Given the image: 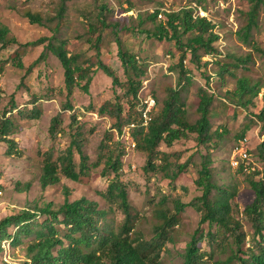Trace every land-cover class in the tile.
<instances>
[{
	"label": "rangeland",
	"instance_id": "obj_1",
	"mask_svg": "<svg viewBox=\"0 0 264 264\" xmlns=\"http://www.w3.org/2000/svg\"><path fill=\"white\" fill-rule=\"evenodd\" d=\"M62 4L63 0H0V27L8 29L10 37L19 43L8 47L0 44V117L6 113L10 118L9 138L16 142L10 151L7 143H0V220L25 208H39L51 203L57 209L66 199L73 202L86 198L105 210L104 223L118 230L124 214L117 203L104 200L100 193L106 191L114 177L113 172L105 167L107 157H115L123 151L119 174L127 188L132 213L136 218L134 231L149 240L154 235L155 227L163 223L162 216H177V222L167 230L170 239L161 251L160 264H183L185 248L196 230L199 231L198 247L205 254L202 264H216L228 258L229 248L209 244L207 234L209 231L215 232L216 226L207 223L199 225L200 213L189 206L202 195L196 180L201 163L209 160L214 181L228 194L236 195L230 199L232 213L241 224V232L247 236L244 247L249 248L254 226L245 209L256 198L250 180H264V175L247 174L232 166L231 148L238 141L240 131L248 125L244 136L248 137L256 158L264 164L261 153L264 130L262 122L255 116L262 107L261 93L264 91V4L246 42L241 39L240 32L247 23L251 9L249 0H67L57 34L33 26L25 18L27 13H32L54 19ZM194 4L202 7L208 18L219 25L216 31L222 38L217 45L223 47L224 54L207 68L191 62L192 56L188 54L183 63L191 72V81L185 83L181 80L179 66L181 48L173 39L158 41L150 33L165 21V13L190 8ZM103 5L108 7L103 17L112 27L102 32L101 58L116 71L120 85L114 86L113 79L98 70L91 83L90 94L78 86L69 94L65 88L64 68L50 52L45 61L35 65L31 73L27 72V68L45 51L47 44L22 45L43 38L50 39L54 35L67 43L69 53L83 56L81 64L86 67L95 64L96 51L87 44L86 37L90 23H96ZM156 11H160V14L153 22L150 15ZM57 24L55 22L52 29ZM191 36L193 34L186 38ZM118 41L122 42L125 51L137 55L145 66L146 75L141 78L138 100L140 104V98L148 95L155 99L152 120L161 113L169 89L179 92L185 119L191 124L199 118V89H208L213 94L209 115V132L214 136L211 141L199 143L196 134H189L172 146L161 142L154 159L156 171L144 170L148 153L137 146L134 138L136 148L128 150L130 143L126 140L128 125L125 120L129 114L136 118L135 110L138 109L137 104L134 109L130 108L134 100L129 95L128 77L119 57ZM239 59L247 61L241 62ZM18 60L24 63L25 69L16 65ZM223 64L231 65L230 72L220 78L218 71ZM93 66V70H96L97 66ZM207 76H211L210 84L207 83ZM240 77H247L250 83L261 86V93L246 107L233 100L231 94ZM118 106L122 107V113H119ZM102 108L105 109L103 113ZM35 113H39V117L31 119ZM58 115L60 124L54 129L53 120ZM134 124L135 128L139 126ZM216 133L221 137H216ZM140 138L137 137V140ZM76 139L78 147L88 157V171L77 182L59 174L58 183L42 189L40 176L45 160L51 157L52 162H56ZM118 143L123 145L122 149ZM73 151L76 170H79L77 147ZM180 164H186V167L172 181L167 176L176 172ZM262 170L264 173V167ZM214 194L212 192V196ZM42 220L38 219L39 222ZM56 227L60 232L63 230L62 226ZM7 232L13 234L16 228L11 226ZM32 239L22 237L20 243L11 246L10 240H3L0 264H24L27 246Z\"/></svg>",
	"mask_w": 264,
	"mask_h": 264
},
{
	"label": "trees",
	"instance_id": "obj_2",
	"mask_svg": "<svg viewBox=\"0 0 264 264\" xmlns=\"http://www.w3.org/2000/svg\"><path fill=\"white\" fill-rule=\"evenodd\" d=\"M66 2L67 0H63L62 7L54 19H46L32 13H27L25 18L31 25L46 28L57 34L61 25L60 21L65 14ZM249 2L251 3V9L248 12L247 23L240 32L241 39L245 42L248 41L252 28L256 26L264 0H249ZM100 9L101 13L96 18V23H90V29L86 37L87 44H90L91 48L96 51V63L93 64L97 66L96 70H93L92 67H95L93 65L86 67L81 64L80 59L83 56L69 53L66 49L67 43L60 41L54 35L50 39L43 38L37 42L22 45L23 47H29L47 44L45 51L33 65L27 68V72L31 73L35 65L45 61L48 52H50L60 60L64 68L65 88L69 94H72L77 86L86 94H90V86L98 70H102L112 78L114 86L120 85L121 80L116 71L105 64L101 58L102 32L112 26L108 25L106 18L103 17L108 11L107 5L101 6ZM159 14L160 11H156L150 15L151 20L154 22ZM165 16V21L160 23L156 31L150 34H152V38L158 41L165 38L175 40V44L182 50L179 64L181 80L190 83L191 72L183 63L188 54L192 56L191 62L204 68L213 65V62L224 54L223 47L217 45L220 36L214 31L216 23L207 18L195 19L194 9L188 7L165 13ZM55 22L58 24L56 28L52 29ZM98 33L99 35L95 39L94 37ZM189 34H193V36L186 38ZM0 44L3 47H8L10 44L19 43L16 39L10 37L8 29L0 27ZM118 44L119 57L128 77L129 95L134 100L133 107L130 105V108L134 109V105L137 104L138 109L135 110L137 111L136 118H132L133 115L130 116L129 114L125 121L127 125L131 123L139 125L140 104L138 98L142 87L141 78L146 75L145 66L140 62L137 55L124 50L121 41H118ZM206 55H209L210 58H204ZM239 60L241 62L247 61V59ZM16 65L21 69H25V65L21 60H18ZM230 67V64H223L218 71L220 78L230 72ZM211 74L214 76V73L211 72ZM211 76H207L208 84L211 83V81L209 82ZM260 93L261 86L258 83H250L247 77L238 78L235 89L231 91L233 100L244 107L248 106L252 99ZM261 95L262 107L255 113V116L258 121L262 122L264 130V91ZM213 100L214 96L208 89H199V105L197 108L199 118L191 124L185 119L179 92L175 89H169L161 113L151 120L147 128H142L139 125L140 127L137 126L131 132L132 138L137 141V146L148 153L147 164L144 168L146 172L156 171L154 159L158 154L157 148L161 142L167 146H172L175 141L188 137L189 134H196L199 143H205L214 138L209 132V115ZM117 109L119 113H122V107L118 106ZM104 110L102 108L101 112L103 113ZM6 115L4 113L0 117V143H7L10 151L13 149L12 147L16 146V142L9 138L11 122ZM38 117L39 113H35L31 116V119H37ZM59 124L60 115L54 118L53 128L55 129ZM118 129L121 132V128L118 127ZM247 129L248 125H245L244 129L238 134L237 139L243 138ZM137 137H141L140 140H137ZM216 137H221V134L216 133ZM77 142V139L73 141L65 153L57 158L56 162H52L51 157L45 160L40 176L42 189L58 183L59 174L77 182L88 171V157L83 154ZM118 144L119 148L122 149L123 145ZM74 147H77L80 156L79 170H76L74 162ZM261 150L262 159L264 160V142L261 145ZM122 152L120 151L115 157H107L105 167L113 172L114 177L109 181L106 191L100 193L104 200L117 203L124 214V219L118 230L104 223L107 212L99 209L96 202L86 198H80L73 202L66 199L57 209H54L51 203H46L42 207L25 208L16 214L1 219L0 249L3 240H10L11 246L13 243H20L22 237H32V241L27 246L26 262L24 264H160L161 251L170 239L167 230L177 222V216L176 214L170 217L162 216L163 223L155 227L154 235L149 240L144 239L142 234L134 231L136 218L132 213L133 209L129 202L127 188L120 180L119 174L122 167ZM254 155L256 157L255 153ZM209 165V160H204L201 163L196 186L202 190V195L191 202L189 206L200 213L199 225L207 223L209 226H216L215 232L209 231L207 234L209 244H216L220 248L226 246L229 248L230 255L228 258L222 262L217 261L216 264H264V180H250L256 198L251 205L246 207L245 212L251 218L254 233L251 240L252 244L246 249L244 244L247 236L241 232V224L234 218L230 204L231 197L236 195L234 193L228 194V191L221 188L214 181ZM185 167L186 164L178 165L177 171H173L167 177L172 181L175 180L184 171ZM259 173L262 176L264 175L263 170L252 172L255 176ZM212 192H215L213 196ZM178 212H180L179 209ZM39 218H43V220L39 222ZM56 225L62 226L63 232H60ZM11 226L16 228V232L13 234L7 232ZM198 234L199 231L196 230L187 243L183 254V264L203 263L205 254L198 247Z\"/></svg>",
	"mask_w": 264,
	"mask_h": 264
},
{
	"label": "built area",
	"instance_id": "obj_3",
	"mask_svg": "<svg viewBox=\"0 0 264 264\" xmlns=\"http://www.w3.org/2000/svg\"><path fill=\"white\" fill-rule=\"evenodd\" d=\"M190 8L194 9V18H208V14L202 9V7H199L197 4H194V6H190ZM162 18L163 15H160ZM210 20V19H209ZM219 29V25L216 24L215 32L218 33L216 30ZM222 38V35H220ZM204 58H210L209 55L204 56ZM156 107L155 99L148 95L144 98H140V123L139 125L142 128H147L152 120V112L154 111ZM135 124L131 123L126 128V140L129 141L130 146L128 147V150H134L135 143L131 136L130 129L135 128ZM231 165L236 167V169L241 170L244 173L252 174V172L262 170L263 164L260 163V161L255 157L252 147L249 145L248 137L244 136L243 138L238 139L237 142H235L231 148Z\"/></svg>",
	"mask_w": 264,
	"mask_h": 264
}]
</instances>
